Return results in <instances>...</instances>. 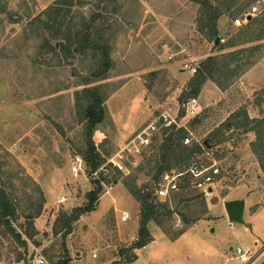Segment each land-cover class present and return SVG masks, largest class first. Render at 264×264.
Masks as SVG:
<instances>
[{
  "label": "rangeland",
  "instance_id": "obj_1",
  "mask_svg": "<svg viewBox=\"0 0 264 264\" xmlns=\"http://www.w3.org/2000/svg\"><path fill=\"white\" fill-rule=\"evenodd\" d=\"M102 1L0 0V173L17 205L18 232H32L24 216L36 213L42 203V215L34 220L38 243L24 236L25 248L0 233V264H34L33 254L56 264L65 248L71 260L77 251L83 253L78 264H121L137 252L131 245L140 228V207L121 181L102 183L96 209L81 216L69 235L61 221L63 213L86 207L93 189L85 168L75 175L72 167H79L74 160L83 143L75 93L98 65L91 51L74 46L69 53L67 48L79 25L96 15L102 17L95 26L109 44L113 67L106 80L94 84L104 86L108 110L104 133L95 142H106L109 162L123 153L130 172L129 161L137 162L124 152L126 145L154 126L148 131L152 139L164 127L163 115L190 128L193 117L181 115L193 76L183 65L196 67L212 55L251 51L255 65L240 78L223 89L208 82L195 97L207 118L189 138L211 145V133L245 111L254 131L232 130L223 144L209 146L202 160L208 169L219 168L221 177L207 193L191 187L187 194L159 196L169 201L173 214L151 223L150 232L163 243L172 241L181 256L169 252L160 257L164 263L241 264L235 249L242 246L251 255L262 254L256 264H264V39L253 40L264 32H244L258 20L264 31V0L213 2L224 13L213 39L200 31L206 15L194 0H112L99 6ZM253 7L261 13L248 16ZM55 15L62 25L53 27ZM239 18L247 19L241 27L235 25ZM228 203L244 207L242 222H230ZM125 213L130 219L122 223ZM119 234L132 242L119 241ZM154 251L152 246L142 249L140 262H152L158 255ZM24 254L28 260L19 262Z\"/></svg>",
  "mask_w": 264,
  "mask_h": 264
},
{
  "label": "trees",
  "instance_id": "obj_2",
  "mask_svg": "<svg viewBox=\"0 0 264 264\" xmlns=\"http://www.w3.org/2000/svg\"><path fill=\"white\" fill-rule=\"evenodd\" d=\"M112 0H105L109 2ZM195 3L202 7V19L205 21L204 28H200L202 33L213 39L219 34L218 21L223 16L220 9L214 6L213 2L217 0H194ZM1 10V9H0ZM1 12V11H0ZM52 21L53 27L63 24L59 19V15ZM102 17L96 15L88 22L87 20L79 25L81 30L73 34V41L67 48L70 53L73 47H77L80 52L87 53L91 51L92 56L97 61V69L91 74V77L82 84L83 89L75 93L76 107L78 109L79 124L82 125L81 136L83 143L78 147L76 158H81L84 164L85 172L91 179L92 191L87 194L88 205L74 211L72 215L62 214L61 221L63 228L66 229V234L72 232L73 224L77 222L81 216L89 214L96 209L99 202L100 194L103 192V184H112L122 182L126 190L135 198L140 207L139 222L140 228L136 240L132 243L131 249L136 252L153 241L150 232V224L164 219L166 216H172V212L167 209L168 200L166 202L157 200L156 191L164 174L175 171L179 178V189L176 193H185L190 191L191 187H196L197 179L193 171L203 170L206 167L202 160L203 156L208 153L211 145L218 147L227 139L225 134L232 130H243V132L254 131L252 121L248 112L232 115L229 121L224 122L209 136L211 145L205 142L192 141L190 144H185V140L190 137L192 129L205 124L207 115L199 114L192 119L190 128L161 127L150 141V145L141 154L129 155V167L131 172L126 175L120 172L112 164H109L110 153L106 149V142L96 143L97 134L104 133L102 125L107 119L106 98L103 94V85H94L107 79L109 72L113 67V62L110 58V49L108 42L104 39L103 34L95 26L100 22ZM252 20H255L252 18ZM263 20L256 21L254 27L245 30L250 32V35L262 34L261 24ZM61 23V24H60ZM48 30L53 31L52 26H47ZM58 28V27H57ZM54 28V32L57 30ZM260 36V35H258ZM264 36V35H263ZM263 40L264 37H257L253 40ZM46 46H50L47 43ZM65 46V45H64ZM63 46V47H64ZM257 48V47H256ZM248 49H243L237 53L229 55H212L201 63L195 76H193L185 96L188 100L195 98L201 94L202 89L208 82L215 83L220 88H225L234 80L240 78L255 63L252 61V53ZM72 53V52H71ZM250 54V55H249ZM185 115V110L182 112V117ZM96 174V175H95ZM2 174L0 173V233L3 236H10L16 243L27 248V241L32 240L38 243L35 238V233L38 231L34 227V220L42 215V203L40 209L33 211L31 215H25L26 222L32 229V232H18L14 227V221L18 220V209L13 199L7 194L3 188ZM103 183V184H102ZM40 193V191H39ZM175 193V192H174ZM42 194V193H40ZM181 196V195H180ZM43 202H45L41 195ZM182 197V196H181ZM159 222V221H158ZM30 229V230H31ZM34 233V234H32ZM68 249L65 248L62 259H58L56 264H69L71 258L68 257ZM27 257L21 255L19 262H25ZM137 258L135 257L127 262L131 263Z\"/></svg>",
  "mask_w": 264,
  "mask_h": 264
},
{
  "label": "built area",
  "instance_id": "obj_3",
  "mask_svg": "<svg viewBox=\"0 0 264 264\" xmlns=\"http://www.w3.org/2000/svg\"><path fill=\"white\" fill-rule=\"evenodd\" d=\"M260 13H261L260 8L253 7L251 11L249 12L248 16L255 17ZM246 22H247L246 18H239L235 20V25L237 27H241ZM173 58L174 56H169L168 59L173 60ZM199 68L200 66L191 67L190 64L188 63H185L183 65V69L188 70L192 76L196 75ZM185 112H186V115H185L186 117L189 116L193 118L200 114L199 113L200 103L197 98H192L189 100L188 104L186 105ZM162 118H163L165 127L175 126L177 128H187L185 127V125H181L171 115H163ZM150 129L154 131L156 128L154 126H151L147 131L140 132L137 136L131 139V141H129V144L126 145L124 152L129 153V155L141 154L140 153L142 150L141 147L143 146L146 147L147 145H149L151 141V139L149 138L150 133L148 132ZM190 143H191V139L187 138L185 140V144L187 145ZM117 158H118L117 160H112L111 162H109V164H112L120 172H123L126 174L129 173V170L126 168L125 163L123 161L126 158L125 155L122 153V155H119ZM74 163L78 164L79 167L74 165L72 167V173L77 175L80 172L81 167H84V164L81 158H78V157L75 158ZM134 165H136V163H134ZM193 174L195 178L197 179L196 187L199 190L203 191L204 193L209 192L211 190V185H214L216 181L221 177L220 169L214 168V167H211L209 169L205 168L203 170H196V171H193ZM179 178H180V175L175 173V171L164 174L160 181V184L158 185L157 191H156L157 198L159 196L168 197L172 193L176 192L179 189V183H180ZM65 201L66 199L63 198L61 200V203H64ZM129 219H130L129 215L125 213L123 214L121 221L127 222ZM235 255H236L235 257L236 260L239 261L241 264H256L259 261V259L262 257V254L259 255V252L255 253L254 255H251L250 251L245 249L242 246H238L235 249ZM34 264H47V261L42 255L38 254L35 257Z\"/></svg>",
  "mask_w": 264,
  "mask_h": 264
},
{
  "label": "crops",
  "instance_id": "obj_4",
  "mask_svg": "<svg viewBox=\"0 0 264 264\" xmlns=\"http://www.w3.org/2000/svg\"><path fill=\"white\" fill-rule=\"evenodd\" d=\"M127 222H122V223H127ZM137 235H138V233L136 234V237H135V239L133 241L136 240ZM119 241L132 242V241L126 239L124 237V235H122V234H119ZM166 241L167 242L163 243V242H161V238L158 239L156 237H153V241L150 244H148L147 246H145L144 248H142V249H145L148 246H152L153 248H155V251H154L155 253L158 251V255H155L154 260L152 262H147V261H145L143 263L140 262V255L139 254H140V251L142 250V249H140V250H138L136 252L137 253V258L133 262H131V263H128V262L127 263H123V262H121V264H176V263H172V262H170L168 260H166L165 263L162 260H160V257L162 258V256H166V254L169 253V252H171L172 254L177 255L178 257H181L180 254L177 251V248L174 247V245L172 244L173 242L170 241V240L169 241L166 240ZM94 255H95V253L92 256L93 259H97L98 256H94ZM76 256H77V258L71 260L69 262V264H78V262H80L83 259V253L82 252L77 251L76 252ZM183 263H186V262L185 261H180V264H183Z\"/></svg>",
  "mask_w": 264,
  "mask_h": 264
},
{
  "label": "water",
  "instance_id": "obj_5",
  "mask_svg": "<svg viewBox=\"0 0 264 264\" xmlns=\"http://www.w3.org/2000/svg\"><path fill=\"white\" fill-rule=\"evenodd\" d=\"M219 43V39H217L216 44ZM207 144V143H206ZM244 207L242 205H236L234 203H228L226 205V211L228 213V217L230 219V222L236 223V222H242V216H243V212H244ZM35 256L36 254L32 255L31 260L34 261L35 260Z\"/></svg>",
  "mask_w": 264,
  "mask_h": 264
}]
</instances>
